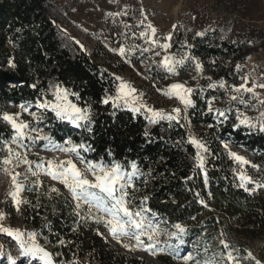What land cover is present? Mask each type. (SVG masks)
Wrapping results in <instances>:
<instances>
[{
	"label": "trees",
	"instance_id": "trees-1",
	"mask_svg": "<svg viewBox=\"0 0 264 264\" xmlns=\"http://www.w3.org/2000/svg\"><path fill=\"white\" fill-rule=\"evenodd\" d=\"M42 1H0V32L4 33L0 37V101L35 103L46 89L48 80H55L61 88L79 95V99L70 96L73 102L80 107L90 106V131L79 128L80 136H77L65 127L74 142H84L91 147L92 151H82L85 158L103 159L106 163L115 160L125 166L135 161L141 173L151 169L150 182L144 189L141 186L143 194L148 197L147 207L168 221L169 226L177 222L184 225L188 229L186 244L199 238L204 246L218 230L227 234H245L249 239L261 237L264 241V195L258 192L249 194L238 187L229 173L231 161L226 159L218 145L210 142L215 159L210 160L202 171L187 160V154L195 152L192 145L185 143L186 153L180 147H171L158 126L150 131L145 129L141 115L114 108L111 102L104 104L106 93H113L108 74L83 51L79 50L71 57L66 50L59 48L56 27ZM216 3L214 10L217 13L236 12L242 19L251 21L240 23L243 33L236 40L264 36V27L257 21L252 23L256 14L264 11V0H216ZM207 14L193 6L185 15L183 24L197 31L206 24ZM175 33L180 34L179 26ZM254 51L242 45L238 55L245 58ZM9 62L11 65L7 66ZM234 71V65H230L229 71L227 68L223 70L229 87L235 80ZM195 97L192 120H212L204 112L205 102L198 95ZM235 125L231 113L219 124L218 136L243 142L252 150L264 148V133L248 134L245 127ZM10 136L9 129L0 123V137L7 139ZM62 138L63 135H59L58 139ZM204 171L208 176L207 184ZM139 184L142 185V181ZM24 197L28 203L23 211L24 222L47 238L46 246L56 264H73L80 259L81 264H149L111 246L76 215L68 197L59 191H51L48 184L27 182ZM201 198L212 201L214 210L204 207L199 202ZM60 240L65 243L60 244ZM42 242L45 243L44 239ZM238 249L243 252L242 246L239 245Z\"/></svg>",
	"mask_w": 264,
	"mask_h": 264
},
{
	"label": "rangeland",
	"instance_id": "rangeland-1",
	"mask_svg": "<svg viewBox=\"0 0 264 264\" xmlns=\"http://www.w3.org/2000/svg\"><path fill=\"white\" fill-rule=\"evenodd\" d=\"M42 5L56 27V40L59 43V48L66 50L71 57H73L77 51H83L108 74L113 93H106V97L116 96L119 84L123 81L135 87L138 94H143L139 103H145L148 107L163 110L166 113L171 112L173 108H181L182 118L179 123L171 122L170 124L168 121H160L157 124H152L145 118L143 110L140 113L134 114L141 115L145 121V129L147 131H150L154 126H158L166 143L171 147H180L182 152H184L185 143H189V137H195L204 143L208 149L207 153L202 152L189 143L195 149V154H187V160L192 166L196 167L197 165V161L194 164L193 160L196 157L197 151H201L203 156H209L212 151L210 139L205 138V136L202 137L198 129L193 125L194 120H192L191 113L195 104V95H198V97L205 102L204 112L210 115V118L217 122L218 125L221 121H226L231 113L234 115L236 124H238L236 119L237 110L251 118L253 123H256L258 120H264V117L260 115L261 112H264V105L259 103V100H264V97H260L258 94L260 92L263 93L262 91H264V88L257 87L255 89V94L258 97L256 99H254L253 94L250 93H236V95H239L250 104L249 107H246L245 104H241L239 100H231V86L229 87L227 83V89L219 87L210 88L209 84H218L215 77H211V79L202 85L187 86L194 89L192 94L194 104L193 107L184 111V106L177 98H169L163 94V91H167L169 85L180 82L172 81L169 75L166 76V73L162 69H158L151 62V60L154 59L159 63L164 53H161V56H155L154 52L141 53L140 51H136L128 55L127 59H125L116 52L110 50L118 49L121 44L125 46L138 45L141 47H149V44L139 38V33L146 30V28L140 24V22L143 21L144 25L151 23L157 29V38H161V42H163V37L167 36L169 33L172 34V47L168 50L169 54L177 59L181 58V56H185L184 52L178 51L174 53V48L178 47L179 49H189L192 55L195 52V43L198 40L197 33L215 29L221 22L220 18H212V15L220 14L214 10L217 7L216 0H58V2L56 0H43ZM193 6L199 7L209 14H207L206 24L197 31H192L190 27L183 24L185 15ZM115 13H120V15H110ZM244 21L246 23L251 22L247 18H245ZM255 21H257L258 25L264 27V11L256 14L252 23ZM240 23H243V21L236 24L235 29L230 35V39L236 40L240 37L241 33H243V30L239 28ZM125 24L129 25V27L125 28ZM174 25L176 27L179 26V35L177 34L178 32L174 34L176 29V27L175 29L173 28ZM3 34L4 33L1 31L0 37ZM154 51L161 50L158 47H154ZM255 57L256 58L253 60L254 62L259 63L261 60L264 62V43ZM237 64L236 62L228 63L226 67L227 71H229L230 65H234L236 69ZM10 65L11 62L7 63V66ZM260 70L264 71V65L260 66ZM117 77L120 79H117ZM260 83H264L263 78L260 79ZM57 86L55 80H48L46 89L43 91L42 95H47L49 99H52ZM248 86L251 87L249 84ZM212 97H216L212 107L225 111L226 117H218L215 112L208 111L207 101ZM223 100L226 101L225 104L222 103ZM21 104L28 105L31 111L37 113L41 111L35 108V103H14L5 100L0 101V114L4 112L22 113L20 117L21 120L34 124L35 122L32 120V117L28 113H24L19 107ZM117 107L129 110L123 106L122 102H119V106ZM45 117L40 127L44 129L46 134L51 135L57 143H63L65 139L69 137L72 138L71 134L67 132L66 126L69 127L75 135L79 133V128H75L66 121L57 120L52 112H46ZM0 123L7 127L11 133V128L6 122L0 120ZM251 129L259 131L258 128ZM59 135H63L62 140L58 139ZM202 139L205 141L203 142ZM219 143L221 151L225 154L226 159L231 161L229 173L236 184L239 185L237 175L240 171H244L258 183H264V148L259 147V149L255 148V150H252V148L242 146L236 143L234 139L229 138L221 139ZM225 143H227L228 148L224 147ZM229 151L244 157L249 163L245 165L234 161L230 158ZM7 155V151H0V158L6 157ZM41 157L45 159L68 158L64 153L44 150L43 142H39L29 153L28 158L32 161H37ZM72 158L75 159V157ZM253 164L259 166V171L252 167ZM15 171L24 174L26 172V166H21L15 169ZM151 174V169H148L135 179L137 190L133 194L134 203L139 204L145 197L142 190L150 182ZM27 176L28 179L26 181L23 179V176L20 177V181L26 184L29 181L35 182L38 179L48 184L50 189L56 188L59 192L68 197L75 212H79L78 216L90 224L100 236L120 252L136 256L149 264H182V261H178L166 252H157L156 255H152L142 248H137L134 240L123 239L122 243L118 242L116 239L112 238L102 223H96L92 219H85L88 217L87 207L83 206L77 209L76 201L73 200L71 193L58 181H54L43 174L38 178L32 177L30 173H27ZM141 181L142 185L139 184ZM141 186L143 189H141ZM249 187L251 188L252 185H249ZM11 190H13L11 177L0 167V212L4 214V219L0 220V225L12 229H19L25 233H37L38 243L48 250L46 246L48 243L47 238L42 236L38 229L26 225L24 222L23 211L28 203L22 204L20 206V211L17 212L11 197L8 195ZM256 192L264 195V188L257 189ZM21 198L26 201L24 191L21 193ZM231 225L233 227L235 226L233 221H231ZM221 233H224V235L221 236ZM42 239H44L45 243L42 242ZM167 239L168 237L166 234L160 236L161 241ZM220 239H224L229 243L234 253L241 257L242 264H255L254 260L245 259L248 252H251L253 257L260 260L261 264H264L263 238L256 237L254 239H249L245 234H240L238 232L227 234L218 230L206 241L204 246L201 245L200 239L197 238L185 244L182 252L196 255L197 251H199L201 255H203V249L207 244L210 248L209 254L212 252L219 253L222 251V245L219 243ZM124 244H129L130 247L125 248L123 246ZM239 245L242 246L243 252L239 251ZM0 251L3 252V255L0 256V264H9L8 256L19 259L20 251L17 243L6 234H0ZM75 262L76 264H81L82 259L76 260ZM32 264H43V262L37 260L32 262Z\"/></svg>",
	"mask_w": 264,
	"mask_h": 264
},
{
	"label": "snow or ice",
	"instance_id": "snow-or-ice-1",
	"mask_svg": "<svg viewBox=\"0 0 264 264\" xmlns=\"http://www.w3.org/2000/svg\"><path fill=\"white\" fill-rule=\"evenodd\" d=\"M110 15L118 16L120 13ZM140 24L146 30L139 33V38L149 44V47L121 44L118 49L110 50L125 59L136 51L141 53L154 52L155 56H161V53H164L159 63L152 59V64L158 69H162L166 76L178 75V68L183 67L187 60L193 58L186 54L184 57L177 59L169 54L168 50L172 47V34L169 33L163 37V42H161L157 38V29L151 23L144 25L141 21ZM127 27L129 25L125 24V28ZM175 27L174 25L173 28L175 29ZM197 35L202 36L203 33H197ZM153 46L158 47L161 51H154ZM196 68L198 71H202V65L198 61L196 62ZM117 79L120 78L117 77ZM241 79L243 83L239 86L231 85V91L237 94L250 93L253 94L254 99L258 98L255 89L257 87L264 88V83H253L249 87V77L245 76ZM32 87H35V85ZM209 87L227 89L226 82L223 80L219 81L218 84L211 83ZM193 92L194 89L187 87L186 83H172L168 86L167 91H163V94L169 98H177L184 106V111H187L194 104ZM142 95V93L138 94L137 89L131 84L121 81L117 95L106 97L103 103L109 104L111 102L115 108L119 106V102H122L123 106L133 113H140L143 110L145 118L152 124H157L160 121H168L170 124L171 122H180L182 118L180 107L173 108L171 112L166 113L163 110L148 107L145 103H139ZM70 96H76L79 99L77 93H70L67 89L57 86L52 99H49L47 95H42L35 101V108L41 110L39 113L31 111L28 105H19L24 113H28L32 117L34 124L21 120L22 113L4 112L0 114V120L6 122L11 128L10 138L0 137V151H7L8 153L6 157L0 158V167L11 177L13 190L8 195L11 197L17 212L20 211L22 204L27 203L21 198V193L25 190V184L20 181V177L23 176L26 181L28 179L27 173L37 178L43 174L62 184L71 193L73 200L76 201L77 209L83 206L87 207L88 217L85 219L102 223L112 238L118 242L122 243L123 239L134 240L137 248H142L152 255H156L157 252H166L178 261H182V264H242L241 257L234 253V250L224 239L219 241L222 245V251L219 253L212 252L209 254L210 248L207 244L203 249V255L199 251L196 255L183 253L182 249L186 244L185 238L188 235V229L179 222L171 224L169 228L168 221L147 207V196L139 204L134 203L133 194L137 190L135 179L142 175L135 161H131L125 166L115 160L106 163L103 159L99 161L86 159L82 155V151H92L89 145L84 142L76 143L71 137L65 139L63 143H57L51 135L46 134L44 129L40 127L46 118V112H52L57 120L66 121L75 128H85V130L90 131L88 127L91 122L90 106L80 107L70 99ZM215 100L216 97H212L207 101L208 111L215 112L218 117H226L225 111L212 107ZM231 100H239L246 107L250 106L239 95H232ZM259 103L264 105V100H259ZM260 115L264 117V112H261ZM236 119L238 124L235 127L258 128L260 132H264V120L253 123L251 118L240 113L239 110H237ZM145 135L147 136L148 133L146 132ZM39 142H43L44 150L64 153L68 158L45 159L41 157L37 161L30 160L28 158L29 153ZM188 142L202 152H208L206 145L195 137H189ZM224 147L228 148L227 143L224 144ZM201 151H197L195 159L197 161L196 167L203 171L205 157L201 154ZM229 156L240 164L246 165L249 163L244 157L234 152L229 151ZM72 157H75V159ZM21 166H26L24 174L15 171ZM252 167L259 171L258 165L253 164ZM237 179L239 180L238 187L249 194L255 193L257 189L264 188V183H258L244 171L238 173ZM204 180L207 184L206 171H204ZM35 183L42 184L38 179ZM249 185H252V187L250 188ZM51 191L57 192L58 190L52 188ZM196 195L199 197V193ZM199 202L207 207L202 198ZM76 215H79L78 211ZM3 219L4 214L0 212V220ZM192 219H195V217H192ZM0 234L11 237L19 247V259L8 256L9 264H32L37 260L42 261L43 264H56L53 260V254L38 243L37 233H25L19 229L0 225ZM162 234H166L168 239L161 241L160 236ZM223 235L224 233H221V236ZM59 243L64 244L65 242L60 240ZM123 246L125 248L130 247L129 244ZM2 255L3 252L0 251V256ZM245 259H252L255 264H261V261L253 257L251 252H248ZM73 264H76V262H73Z\"/></svg>",
	"mask_w": 264,
	"mask_h": 264
},
{
	"label": "built area",
	"instance_id": "built-area-1",
	"mask_svg": "<svg viewBox=\"0 0 264 264\" xmlns=\"http://www.w3.org/2000/svg\"><path fill=\"white\" fill-rule=\"evenodd\" d=\"M212 18H220L221 22L215 27V29L202 32V36L198 35V40L195 43V52L192 55L189 49H179L178 47L174 48V53L178 51L184 52L185 55L187 54L193 59L187 60L183 67L178 68V75H169L170 79L172 81L186 83V86L202 85L211 79V77H215L218 82L221 80L225 81L226 79L223 75V70L226 68L228 63L236 62L238 64L234 71L235 80L233 85L239 86L243 83L241 78L245 76L249 77L248 84L250 86H252L253 83L259 84L260 79H264V71L260 70V66L264 65V62L261 60L259 63H256L253 60L256 58L255 56L258 54V51L264 43V37H250L243 38L242 40L230 39V35L232 34L236 24L240 21H244V19H242L236 12H222L218 15H212ZM158 39L161 40V38ZM242 45H246L255 51L245 58H240L238 51ZM182 57L184 56H181V58ZM197 61L202 65V71L197 70ZM262 92L263 93H258L260 97H264V91ZM231 95H236V93L231 91ZM225 102V100L222 101L223 104H225ZM193 125L198 129L202 137L205 136V138L210 139V142L214 141L221 151L219 143L221 138L218 136L220 126L217 122L213 119L207 121L198 120L194 121ZM245 128L248 134L257 131L248 127ZM77 136H80V132ZM202 141L204 142L205 140L202 139ZM236 143L246 146L243 142L236 141ZM184 152H186V148L184 149ZM221 152L223 153V151ZM204 157L206 165H209L208 163L210 160L215 159L211 153L209 156ZM193 160L195 164L196 159ZM193 167L196 168L195 166ZM204 202L207 205L206 208L214 210L211 203L212 201Z\"/></svg>",
	"mask_w": 264,
	"mask_h": 264
}]
</instances>
